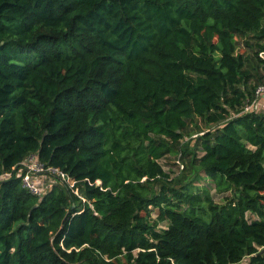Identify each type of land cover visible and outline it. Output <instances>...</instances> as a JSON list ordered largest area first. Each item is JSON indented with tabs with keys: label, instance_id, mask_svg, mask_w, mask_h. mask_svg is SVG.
<instances>
[{
	"label": "trees",
	"instance_id": "trees-1",
	"mask_svg": "<svg viewBox=\"0 0 264 264\" xmlns=\"http://www.w3.org/2000/svg\"><path fill=\"white\" fill-rule=\"evenodd\" d=\"M261 52L264 0H0V264H264Z\"/></svg>",
	"mask_w": 264,
	"mask_h": 264
},
{
	"label": "built area",
	"instance_id": "built-area-1",
	"mask_svg": "<svg viewBox=\"0 0 264 264\" xmlns=\"http://www.w3.org/2000/svg\"><path fill=\"white\" fill-rule=\"evenodd\" d=\"M260 56L264 57V52H261ZM261 104L264 106V84L257 87L253 101L244 107V111L248 112L253 108L260 110ZM21 169V186L31 194L41 196L53 184L62 182L74 194L79 196L82 201H85L80 195L78 189L75 188L76 181L72 177L57 167L46 165L40 162L36 155L31 154L24 158V160L21 162ZM9 176V172H3L0 175V177ZM52 177H55L56 181L51 180Z\"/></svg>",
	"mask_w": 264,
	"mask_h": 264
},
{
	"label": "rangeland",
	"instance_id": "rangeland-1",
	"mask_svg": "<svg viewBox=\"0 0 264 264\" xmlns=\"http://www.w3.org/2000/svg\"><path fill=\"white\" fill-rule=\"evenodd\" d=\"M239 50H241V49H239ZM260 108L264 109V106H262V104H261ZM174 160H175V157H170L169 160L168 159H160V163L163 165L165 170H170L171 173H175L179 170V166L178 167L174 166V163H173ZM51 180L56 181V178L52 177ZM201 184H205V182H202ZM210 193H211L212 198L215 202H220L221 196L225 195V194L216 193L214 189H211ZM154 214H155V211L153 213V216H155Z\"/></svg>",
	"mask_w": 264,
	"mask_h": 264
}]
</instances>
